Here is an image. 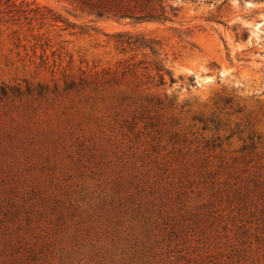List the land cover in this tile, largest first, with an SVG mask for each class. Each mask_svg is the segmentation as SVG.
I'll return each mask as SVG.
<instances>
[{"label":"rangeland","instance_id":"obj_1","mask_svg":"<svg viewBox=\"0 0 264 264\" xmlns=\"http://www.w3.org/2000/svg\"><path fill=\"white\" fill-rule=\"evenodd\" d=\"M153 3L0 0V264H264V0Z\"/></svg>","mask_w":264,"mask_h":264},{"label":"trees","instance_id":"obj_2","mask_svg":"<svg viewBox=\"0 0 264 264\" xmlns=\"http://www.w3.org/2000/svg\"><path fill=\"white\" fill-rule=\"evenodd\" d=\"M80 8L86 10L88 13H93L99 17H114L130 19L136 22L146 20H168L167 12L164 8L158 6L154 7V0H77ZM176 8L170 7L171 11ZM128 38L126 43L130 44L132 41ZM138 40H133L136 43ZM156 70L162 74H158L159 82L162 83L163 75H168L170 82L174 79L170 70L159 64ZM13 92L20 94L18 89H13ZM8 90L5 86L0 87V98L7 96Z\"/></svg>","mask_w":264,"mask_h":264}]
</instances>
